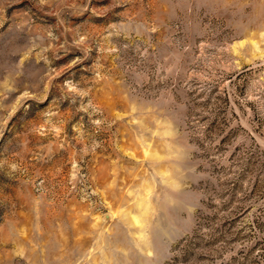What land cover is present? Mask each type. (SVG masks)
<instances>
[{
	"label": "rangeland",
	"instance_id": "374dc122",
	"mask_svg": "<svg viewBox=\"0 0 264 264\" xmlns=\"http://www.w3.org/2000/svg\"><path fill=\"white\" fill-rule=\"evenodd\" d=\"M0 264H264V0H0Z\"/></svg>",
	"mask_w": 264,
	"mask_h": 264
}]
</instances>
